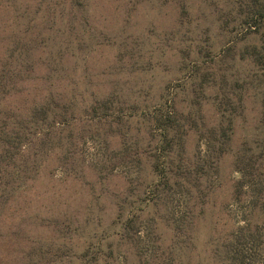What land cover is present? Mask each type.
Returning a JSON list of instances; mask_svg holds the SVG:
<instances>
[{"label":"trees","instance_id":"1","mask_svg":"<svg viewBox=\"0 0 264 264\" xmlns=\"http://www.w3.org/2000/svg\"><path fill=\"white\" fill-rule=\"evenodd\" d=\"M11 1L20 16L28 18L26 30L40 24V34L49 30L45 38L48 46L41 50L51 58L44 64V87L37 86L47 95L37 93L31 104L24 94L22 105L0 111V203L7 189L8 195L27 190L28 184L40 176V170L54 161L53 156L65 177H79L85 161L78 157V144L92 150L96 147L97 154L86 161L93 172L100 179L121 174L129 185L114 195L116 214L106 227L100 216L89 214L82 221L72 222L69 219L65 232L70 228L84 240L77 247L74 264H111L117 244L131 248L136 264H191V250L198 248L197 227L218 182L219 162L232 150L231 137L244 110V96L235 95L231 87L224 90L221 84L224 93H209L219 79L215 71L202 68L203 51L191 47L179 52L182 59L193 56L194 65L186 63L190 75H184L182 81L180 78L173 89L168 82L157 93L135 96L132 101L116 85L111 92L98 95L92 91V83L74 76L67 78L62 64L69 51L77 59L84 42L88 47L84 41L87 21L75 14L79 9L84 11L88 0H62L60 7L56 1L40 0L34 12ZM251 1L253 13L261 15V1ZM180 4L182 13H186V1ZM42 5L48 8L42 10ZM55 27L59 33L53 35ZM59 39L60 44L55 46ZM18 43L0 65V104L14 95L16 82L26 79L24 74L34 67L26 59L35 47L24 39ZM247 52L264 74V53L256 45ZM243 82L248 88L250 81ZM259 89L263 90L258 93L262 96L260 136L242 145L233 157L239 176L227 208L236 227L226 244L220 246L208 239V264H264V219H256L259 212L264 216V86ZM62 90L67 93L59 92ZM206 102L213 108L215 124L200 131L202 149L198 157H188L187 138L197 126L196 120L206 117L202 107ZM112 139L118 141L117 147L106 148ZM8 166L10 171L5 169Z\"/></svg>","mask_w":264,"mask_h":264},{"label":"rangeland","instance_id":"2","mask_svg":"<svg viewBox=\"0 0 264 264\" xmlns=\"http://www.w3.org/2000/svg\"><path fill=\"white\" fill-rule=\"evenodd\" d=\"M14 1L22 7L28 6L31 12L41 3L40 0ZM53 1L60 7L62 0ZM182 1L88 0L84 11L79 9L75 13L87 21L89 28L84 41L88 47L85 48L84 42V48L76 53L77 59L69 51L70 55L67 53L68 58H64L62 64L67 78L74 76L92 83V91L96 94L111 92L116 85L123 89L122 95L132 101L135 96L142 98L145 94L157 93L168 82L172 83L171 89L180 78V81L185 78L184 75H190L186 63L193 66V56L182 59L179 52L183 48L191 47L193 51L200 48L202 68L215 71L219 79V84L209 93L220 95L231 87L235 95L244 96V110L236 120L231 137L232 150L219 162L218 182L197 227L198 248L191 250V264H208L211 260L208 239L220 246L226 244L236 227L227 208L233 196L234 181L239 176L233 167L235 152L239 153L242 145L260 136L262 96L258 93L263 91L259 88L264 86V74L247 51L251 45H256L264 53V0H260L261 15L253 13L251 0H185L186 13L181 11ZM47 6L42 5L41 9ZM19 11L11 0H0V65L5 62L9 50L24 39L35 47L26 59L34 67L32 72H25L26 79L16 82L12 90L14 95L0 104V111L22 105L24 94L31 104L37 93L47 95L37 86L44 87V64L51 58L41 50L48 46L45 38L49 30L40 34L41 24L26 30L29 20L22 18ZM56 33H59L57 27L53 35ZM38 42L41 43L38 45ZM58 44L60 39L55 46ZM182 64L185 67L180 70ZM243 79L250 81L248 88L243 85ZM194 84L198 88V84ZM59 92L67 93V90ZM202 107L206 117L196 120L197 126L187 138L188 157H198L202 149L200 131L215 124L213 108L207 102ZM12 111L19 113V110ZM109 142L111 145L106 148L118 145L116 139ZM81 144H78V157L85 162L79 169V177H65L66 174L61 173L63 168L55 160L57 157L53 156L54 161L40 170V176L28 184L27 190L8 195L7 189L0 203V264H74L77 247L84 240L70 228L65 232L69 219L82 221L90 214L93 218L102 217L104 227L111 223L116 214L114 195L125 190L129 180L121 174L100 179L86 163L97 154V148L92 150ZM5 169L10 171L11 166ZM258 214L256 219H264ZM169 236L170 233L166 237ZM117 245L111 264H136L131 248Z\"/></svg>","mask_w":264,"mask_h":264}]
</instances>
